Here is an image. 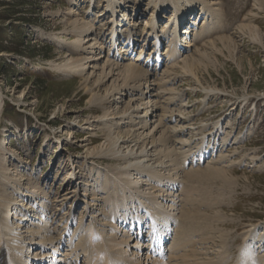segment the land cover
<instances>
[{
	"label": "bare ground",
	"instance_id": "6f19581e",
	"mask_svg": "<svg viewBox=\"0 0 264 264\" xmlns=\"http://www.w3.org/2000/svg\"><path fill=\"white\" fill-rule=\"evenodd\" d=\"M106 2L107 14H112L118 20L122 16L119 13L123 12V2ZM149 6L151 9L144 21L148 27L146 33L140 31L136 22L125 20L130 29L128 33L122 34L125 37L123 49L119 48L122 45L119 38L122 36L118 35L122 29L118 21H113L115 29L111 32L112 44L107 55L101 48L103 42L93 37L95 27L92 23L83 22L78 17L69 21L76 40L69 44L70 55L58 65V70L82 79L81 94L83 98L90 96L88 102L92 105L89 108L92 115L83 124V130L88 132L87 137L76 142L77 147L84 151L85 161L92 162L90 171L93 174L85 180L83 195L84 209L87 210L78 220L72 211L68 212L67 217L63 216L66 221L61 224L62 229H56V233L55 229L50 228L54 220L50 216V206H45L47 195L34 182L23 180L24 176L17 174L16 168L10 165L15 153L6 148V140L1 142L0 264H78L80 261L85 264H228L231 246L226 244V233H217L220 245H215L213 240V228L220 227L225 216L219 211L213 215L202 214L198 208L200 200L197 205L192 194L186 196V200L180 198L187 187L183 191L180 189L185 179L194 181L202 176H219L226 182L233 181V176L221 167L207 165L203 170L200 167L194 170L195 167L190 165L200 163L208 152L220 153L216 165L228 161L222 152L225 145L216 146L214 142L211 143L214 139L209 141V137H216L222 129H217V124L215 132L208 136L204 134L196 145L185 139V135L193 134L198 128L185 116V106L179 103V95L174 93L175 90L165 88L167 81L164 80L178 68L181 73L202 85L198 69L205 64V60H210V56L199 48L190 56L184 53L196 46L190 39L191 31L196 32L198 39L210 34L215 23L219 24L222 3L220 0H150ZM255 6L258 11H262L264 0H256ZM72 13L77 15V12ZM165 13L172 14L173 19L171 25L166 26L167 30H160L159 20L164 18ZM188 16L190 21L186 27ZM201 21L203 27L198 31V22ZM182 24L185 27L180 29ZM239 31L242 36L264 46V35L260 29L243 25ZM138 35L145 36H141L143 42L137 41ZM217 41L222 48L218 47ZM217 41H211L208 45L222 55L226 51L235 61L238 47L232 37L224 36ZM138 43L152 49L146 54L147 68L151 69L155 65L158 73L165 67L160 80H153L150 71L129 58L133 56ZM164 44L166 49L162 53ZM111 55L115 56L114 59ZM97 74L98 78L91 84L90 78ZM203 90L208 97L222 93L216 87ZM140 93L142 98L139 99ZM121 95L130 97L124 107L123 101H119ZM2 104L1 101L0 115ZM170 107L173 108L170 110ZM54 117H58L56 112ZM79 119L76 117L74 120L80 123ZM98 128L102 132V141L95 145V131ZM203 128H207V125ZM67 136L69 141L74 139L73 133ZM227 142L228 138H223L222 143ZM92 160H100L101 163L107 161L114 165L102 169L93 165ZM75 172L70 175V183L78 178ZM71 185L76 184L69 185L65 200L71 196H74L73 199L80 198L78 188L74 186L71 189ZM104 193L108 198L102 200ZM215 205L218 203L208 208L215 209ZM74 223L77 228L72 231ZM228 224L222 223L221 226L224 228ZM257 228L255 226L245 235V256L249 260L260 252L255 264H264V234H260ZM197 231H203L201 235H209L197 242L192 241ZM156 232L165 239L166 246L169 243L164 248L167 254L161 257L156 256L159 250L156 249L155 253V248H152L153 234ZM145 236L147 244L141 239ZM197 244H204L206 248H199L202 245L196 247ZM215 248L218 249L215 256L209 257V252L214 253ZM63 249H66L64 254L61 253ZM31 251L32 255L29 254ZM36 251L39 255H34ZM61 254L64 256L58 258ZM243 261L241 264H249Z\"/></svg>",
	"mask_w": 264,
	"mask_h": 264
},
{
	"label": "rangeland",
	"instance_id": "374dc122",
	"mask_svg": "<svg viewBox=\"0 0 264 264\" xmlns=\"http://www.w3.org/2000/svg\"><path fill=\"white\" fill-rule=\"evenodd\" d=\"M121 1L124 8L123 12L119 13L122 16L117 20L112 14H107L106 0H0V102H3L0 115V143L6 140V148L12 149L15 153L10 165L16 168L17 174L24 176L23 180L29 179L34 182L37 188L47 195L45 198L48 202L45 206H50V216L54 220L50 225L51 229H62L61 226L66 221L63 220V216L70 211L74 213L76 220L86 212L83 199L85 180L93 174L90 171L92 162L85 161L84 151L78 148L76 143L87 137L88 132L83 130V124L92 115L89 109L92 105L88 102L90 96L83 98L80 77L58 70V65L70 55L69 44L76 40L75 35L71 33L73 29L69 21L78 17L83 22L92 23L95 27L93 37L100 43L103 42L101 48H104L103 53L107 55L112 44L111 32L115 29L113 21L119 22L122 32L118 35L121 36L130 29L126 26L128 24L126 19L130 23L136 22L140 31L145 33L148 31L144 21L151 9L150 0ZM220 3L223 9L219 24L215 23L210 34L202 35L203 37L198 39L196 32L191 31L190 39L196 46L195 49L191 48L184 53L190 56V53L199 48L210 56V60H205V67L203 65L198 69L202 85L176 68L171 72V77L167 75L164 78L167 81L165 88L175 90L174 93L179 95V103L185 106L183 109L185 116L198 128L193 134L185 135V139L195 142L196 145L204 134L205 136L213 134L217 124H219L217 129H222L216 137H209V141L214 139L212 144L214 142L216 146L225 145L222 152L228 161L216 165L220 153L214 152L210 153L204 162L190 165L195 167L194 170L199 167L203 170L207 165L221 167L224 172H229L233 176L231 183L219 176H202L194 181L185 179L180 189L187 187L182 190L180 198L186 200V196L192 194L197 205L200 200L198 208L202 214L213 215L219 211L223 217L225 216L223 218L225 220L219 224L221 228H212L216 232H213L215 245H220L217 233L220 231L226 233V244L231 246L228 264H241L243 260L255 264L260 252L247 260L244 238L255 226H258L257 229L261 232L258 230V233L264 234V46L242 36L239 28L251 25L260 29L264 35V9L257 10L256 0H220ZM72 12H77V15L74 16ZM189 18L190 16L187 17L186 27ZM172 19V14L165 13L164 18L159 20L158 28L167 30L166 26L171 25ZM198 24V31H201L202 21ZM185 26L182 24L180 29ZM141 36L143 35L137 36V41L143 42ZM224 36L232 37L237 44L235 61L226 51L222 55L208 45L211 41H217ZM119 39L122 43L119 48L123 49L125 37ZM217 44L222 48L221 43L217 41ZM165 45L162 53L165 52ZM143 48V44L138 43L132 53L133 56L130 55L129 58L150 71L153 80H160L165 67L158 73L155 65L151 69L147 68L146 54L152 49ZM99 53L98 51L97 54ZM114 57L111 55V58ZM97 78L98 74L90 78L91 84ZM214 87L222 91L221 95L208 97L203 92V89ZM120 97L119 101H123L124 107L130 97L123 95ZM167 97L168 95L165 96ZM138 98H142L141 93L138 94ZM246 99L247 101H244ZM172 108L170 107V110ZM55 112L57 118L54 117ZM76 117L80 118V123H76L74 120ZM172 125L175 123L172 122ZM206 125L207 128L204 129L203 126ZM99 129L95 131L97 137L95 145L102 141V132ZM69 133L74 134L72 141L67 139ZM223 138H228L226 144L222 143ZM93 165L109 169L114 163L94 160ZM74 172L78 178L70 183L72 180L70 175ZM74 183L76 185H71L70 188L77 187L80 198L73 199L74 196H71L65 200L67 188ZM105 198L108 197L104 193L102 200ZM213 203L218 205H215V209H209ZM222 223L229 224L223 228ZM76 225V223L72 225V231L76 230ZM197 232L192 241L197 242L209 235L208 233L201 235L203 231ZM145 240L146 236L142 242L147 244ZM166 245L167 243L165 248L169 243ZM200 245L202 244H197L196 247ZM203 246L206 248L204 244L199 248ZM213 251L214 253L209 252V257L215 256L218 249L215 248ZM37 252H34V255H39ZM61 253H66V249ZM164 253L167 254V251ZM29 254L32 255V251ZM63 254L58 258H62ZM80 263L85 264L84 261Z\"/></svg>",
	"mask_w": 264,
	"mask_h": 264
}]
</instances>
